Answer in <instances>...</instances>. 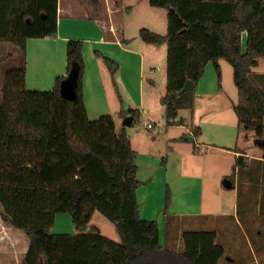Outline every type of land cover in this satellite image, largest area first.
<instances>
[{
	"label": "trees",
	"instance_id": "trees-1",
	"mask_svg": "<svg viewBox=\"0 0 264 264\" xmlns=\"http://www.w3.org/2000/svg\"><path fill=\"white\" fill-rule=\"evenodd\" d=\"M100 7L101 0H90ZM117 1V0H115ZM59 0H0V41L23 50L22 66L9 70L0 101V214L28 237L23 264H219L225 246L213 229L185 230L181 251L160 242L156 219H143L137 189V152L126 125L112 114L90 119L83 77V40L70 38L67 75L78 70L77 98L60 93L67 75H58L50 90L26 87V41L58 35ZM167 8L168 30L140 29L141 38L167 46V91L161 101L170 121L182 106L193 108L194 89L179 93L187 79L195 86L212 61L221 78V58L234 68L239 101L234 105L239 129L254 130L264 149V92L252 68L264 58V0H150ZM219 11H217V8ZM227 12V13H226ZM247 31L243 50L242 32ZM117 87L118 62L97 51ZM125 114L138 115L137 109ZM182 139L193 141L201 134ZM167 154L162 164L167 163ZM242 155L237 166L242 167ZM172 190L167 187L164 213L170 225ZM96 210L117 222L121 241L87 231ZM69 212L76 233H54L58 213Z\"/></svg>",
	"mask_w": 264,
	"mask_h": 264
},
{
	"label": "crops",
	"instance_id": "crops-1",
	"mask_svg": "<svg viewBox=\"0 0 264 264\" xmlns=\"http://www.w3.org/2000/svg\"><path fill=\"white\" fill-rule=\"evenodd\" d=\"M121 5H123V0H101V5L98 8L90 0H59L58 35L56 37H32L26 41V87L41 90L53 89L57 76L67 75L68 40L70 38L82 39L86 63L83 94L87 113L90 119L110 113L118 127L127 126L132 146L137 152V175L142 181L137 189L141 217L157 219L160 226V242L169 247L171 246L168 228H175L173 221L181 223L183 219L195 220L186 226L180 224L177 239L181 241L182 233L185 230H215L217 242L222 243L226 248L225 255L219 264H228L234 260V257L226 255L228 253L226 243H228V238L237 240L239 236L230 233L233 231V221L230 218L232 214L226 212L221 205H217L213 188H208V184L213 185L211 178H214L215 182L223 177V180L229 178L226 177L229 174V169L225 167V161L216 160L212 150H221L224 153L221 156H228L227 154L230 152L225 148L229 145L231 138V120L233 122L229 111L231 104L227 101L218 111L208 112L206 121H202L201 125L191 122V127L188 126L189 133H193L196 125L202 129L201 134L193 140L195 150L188 147V144L192 143L190 140L183 141V135L165 138L162 137V128L155 131L158 124L162 125L163 111L166 110L161 101L167 91L166 81L164 80L162 83V76L159 75L158 69L162 50L165 49L161 48L162 45L144 41V43L134 44L127 37V34L120 29L124 21L120 16ZM216 8L220 13L219 8ZM247 37L248 32H242L244 51L247 47ZM97 51L112 58L120 65V69L116 73L117 87L112 81L109 67L97 56ZM219 62L221 78L219 79L214 63L209 61L194 88L193 108H189L192 120L200 116L197 106L202 99L214 103L217 98L225 102L224 97L228 96L229 85L231 86L230 91H233L231 78L232 75L234 76V68L229 67L226 63L229 61L224 58H221ZM254 72L259 79L264 80L263 57H260L258 64L253 66L251 75ZM235 104L233 102V108ZM130 109L138 110V115L134 116L132 120V126L128 122L125 124V119L129 117L125 112ZM141 119L144 123L142 127L137 124ZM149 122L153 124L152 127H147ZM236 124L238 125V116ZM183 126L181 124V127ZM249 132H254V130H249ZM256 142L259 143L257 139ZM203 147L208 149L207 153L201 150ZM245 148L238 146V150L235 152V157L242 155L244 162L251 157L247 151L241 154V150ZM197 149L202 155H199ZM165 153L168 159L166 165H163L162 157ZM204 154L209 155L212 159L209 162L206 158L202 160L201 156ZM254 157L264 161V151L257 149ZM243 178L239 179L243 199L236 197L234 207L238 209L241 206L246 213V209L251 208L252 204L256 203V206H260L261 198L264 201V193L261 190H251L252 186L247 185L249 182L251 184L250 179ZM168 186L173 194L169 210L171 215L169 226L166 224V214L164 213ZM223 187H225L224 184ZM234 187L233 181L231 188ZM257 193L258 202L255 198ZM251 197L252 200H249ZM221 218L224 221L219 223L218 219ZM211 221L214 223H209ZM255 259V263L260 264L258 259ZM252 262V260L245 261L243 264H252Z\"/></svg>",
	"mask_w": 264,
	"mask_h": 264
},
{
	"label": "rangeland",
	"instance_id": "rangeland-1",
	"mask_svg": "<svg viewBox=\"0 0 264 264\" xmlns=\"http://www.w3.org/2000/svg\"><path fill=\"white\" fill-rule=\"evenodd\" d=\"M167 12V8L155 6L151 4L150 0H123V5H121L120 8V16L123 17L124 21L120 29L123 33L127 34V37H129L134 44L144 43L145 41L140 36V29L142 27H148L160 34H165L167 32ZM161 48L165 50H162V56L160 57L158 69L159 75L162 76V83H164V80L166 81L167 76V47L165 45H162ZM226 63L227 65H229V67H233L230 62ZM22 64V47L10 40L0 41V101L3 99V88L6 85L8 71L18 68L22 66ZM229 75L231 74L229 73ZM251 79L257 87H261V89L264 91V80L259 79L256 75V72L251 75ZM231 85H233V91H230L231 86L229 85L228 96L224 97L225 102L217 98L214 100V103L206 99H202V101L199 102L197 106L200 116L193 120L191 111L187 106L180 107L178 109V115L175 118H172L170 121H168L165 112L163 111L162 125L158 124L155 128V131L156 129L162 128V137L165 138L188 135V126L191 127L192 121L195 124L201 125L202 121H206L208 112L214 113L215 111H218L221 106H224V104L227 103V101L229 104H231L229 107V111L233 119V122L231 120L230 124L231 138L229 141V145H225L227 146V148L225 149L229 150L230 152H228V156H221L222 154H224L223 152H221V150L213 149L212 151L214 152V157L216 158V160L219 159V161H225V167L229 169V174L226 177H229L234 181L235 187H223V177L222 179H217L216 182L214 178H211V180H213V185L211 186V184L209 183L208 188H213V193L216 197L217 205H221L226 212L232 214L230 218L233 221V231L230 233L239 236L237 237V240L236 238H228V243H226L228 249V253H226V255L228 256L229 254V256H232V258L234 257V260L229 262L228 264H243V262H250L251 260L253 261L252 264H256L255 258L258 259V262H260V264H264V201H262L261 198L260 206H256V203L252 204L251 208L246 209V213L242 210L241 206L238 209H235L234 207V199L236 197L238 199L239 197L240 199H243V192L240 191L239 185V179L241 180V178L243 177V179H250L251 184L249 182V184L247 185L249 187L252 186L251 190H261L264 193V161L254 157L256 156L257 149H261L263 151L264 149L256 142L255 131L249 132V130L246 129H239L238 125L236 124L237 114L232 104L233 102L238 103L239 93L233 75L231 78ZM126 116H130L128 119V123L130 126H132V120L134 116L132 114H127ZM137 124L141 125L142 127L144 124L143 120L141 119V121H138ZM181 124H183L184 126L181 127ZM261 137H264V132ZM183 141L185 142L189 140L183 139ZM191 142L192 143L188 144V147H190L192 150H195L194 142ZM172 144L174 145V143ZM238 146L246 147L244 150H241V154L245 153V151L251 154L250 159H247L242 167L237 166L238 156L235 157V152L236 150H238ZM168 148H170V146H168ZM201 150L204 153H207L208 151V149H206L205 147H203ZM197 151H199V155H202L199 149H197ZM205 158L208 162L212 159L207 154L201 156L202 160H204ZM257 197L258 193L255 197L256 202H258ZM249 200H252V197L249 198ZM192 221L195 220L183 219L181 223L180 221L172 222L175 223V228H168V235L170 234V246L173 249L181 251L184 248L183 240L181 241L177 239V236L179 234L178 227L180 226V224H183V226L189 225V223ZM222 221H224L222 218L220 220L218 219L219 223ZM218 222L216 223L218 224ZM209 223L213 224L214 222L211 221ZM205 225L206 224L204 223V226ZM51 229L54 233L77 232V228L73 223L72 216L69 212L58 213ZM87 231L102 233L113 239L121 241V235L117 226V222L108 218L100 210L95 211L91 221L89 222ZM27 249L28 237L26 236V234L22 230L17 229L5 222L0 214V264H23Z\"/></svg>",
	"mask_w": 264,
	"mask_h": 264
},
{
	"label": "water",
	"instance_id": "water-1",
	"mask_svg": "<svg viewBox=\"0 0 264 264\" xmlns=\"http://www.w3.org/2000/svg\"><path fill=\"white\" fill-rule=\"evenodd\" d=\"M78 70L73 69L69 75L61 83L60 93L64 98L67 99H76L77 98V84H78ZM195 88V83L191 79H187L183 88L179 93L185 91L193 90ZM130 117V116H129ZM129 117L125 119V124L128 122ZM223 184L227 188L233 187V181L230 178H225Z\"/></svg>",
	"mask_w": 264,
	"mask_h": 264
},
{
	"label": "built area",
	"instance_id": "built-area-1",
	"mask_svg": "<svg viewBox=\"0 0 264 264\" xmlns=\"http://www.w3.org/2000/svg\"><path fill=\"white\" fill-rule=\"evenodd\" d=\"M153 126V124L151 123V122H149L148 124H147V127H152Z\"/></svg>",
	"mask_w": 264,
	"mask_h": 264
}]
</instances>
